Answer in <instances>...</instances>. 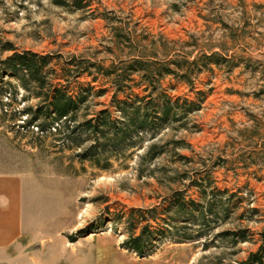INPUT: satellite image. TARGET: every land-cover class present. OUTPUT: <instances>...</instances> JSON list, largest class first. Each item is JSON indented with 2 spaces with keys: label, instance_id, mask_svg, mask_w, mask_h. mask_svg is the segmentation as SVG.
Masks as SVG:
<instances>
[{
  "label": "rangeland",
  "instance_id": "rangeland-1",
  "mask_svg": "<svg viewBox=\"0 0 264 264\" xmlns=\"http://www.w3.org/2000/svg\"><path fill=\"white\" fill-rule=\"evenodd\" d=\"M24 53L46 60L40 82L8 72ZM56 90L76 102L57 122ZM138 106L135 124L120 112ZM0 173L25 177L62 264L76 245L92 264H247L264 247V0H0Z\"/></svg>",
  "mask_w": 264,
  "mask_h": 264
},
{
  "label": "crops",
  "instance_id": "crops-1",
  "mask_svg": "<svg viewBox=\"0 0 264 264\" xmlns=\"http://www.w3.org/2000/svg\"><path fill=\"white\" fill-rule=\"evenodd\" d=\"M59 245L65 243L49 234V217L42 221L31 212L25 177L0 173V264H62ZM67 252L68 264H92L79 245Z\"/></svg>",
  "mask_w": 264,
  "mask_h": 264
},
{
  "label": "trees",
  "instance_id": "trees-1",
  "mask_svg": "<svg viewBox=\"0 0 264 264\" xmlns=\"http://www.w3.org/2000/svg\"><path fill=\"white\" fill-rule=\"evenodd\" d=\"M215 59L216 56L209 57L208 60L210 62L207 64V66L219 65V61H216ZM45 61V59L39 58L38 55L33 53L16 54L7 61L8 65L12 66L8 72L15 74L22 73L25 76L31 77L34 82H40L41 79L39 78V76L41 75L43 68L39 66V63H44ZM196 64L197 62H194L191 65L194 66ZM178 70L183 73L182 78L185 80L188 75V69L186 70L184 67H178ZM140 71L145 72V69H142ZM166 72L169 75H174L176 73V71L171 70H167ZM127 104L128 103H126V105ZM75 106L76 102L72 97H69L66 93L60 90H56L51 102V110L52 114L54 115L53 120L57 122L68 118L74 112ZM169 106L170 104L166 103L160 111V114H164L166 117H168L170 114ZM120 108V112L123 113L125 117L132 123L135 124V120L137 119H135L134 117L131 118L132 115L128 114V112H133V114H135V117L140 118L142 106L137 107L136 113L134 111L127 110L132 107H128L127 109L123 107ZM161 120L165 121L167 120V118H161ZM145 124V122L140 123V128H144ZM138 243H140V241H138ZM136 249L139 250V252H143V247H141L140 245H138ZM247 264H264V247H262L257 254L252 255Z\"/></svg>",
  "mask_w": 264,
  "mask_h": 264
}]
</instances>
